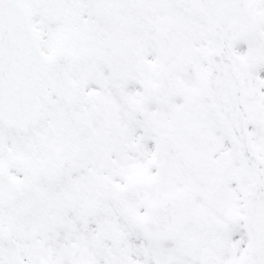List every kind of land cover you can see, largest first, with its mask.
Listing matches in <instances>:
<instances>
[{
  "label": "snow or ice",
  "instance_id": "snow-or-ice-1",
  "mask_svg": "<svg viewBox=\"0 0 264 264\" xmlns=\"http://www.w3.org/2000/svg\"><path fill=\"white\" fill-rule=\"evenodd\" d=\"M0 264H264V0H0Z\"/></svg>",
  "mask_w": 264,
  "mask_h": 264
}]
</instances>
